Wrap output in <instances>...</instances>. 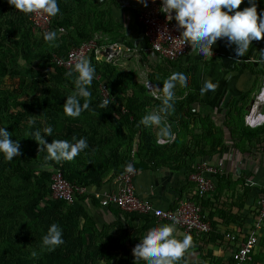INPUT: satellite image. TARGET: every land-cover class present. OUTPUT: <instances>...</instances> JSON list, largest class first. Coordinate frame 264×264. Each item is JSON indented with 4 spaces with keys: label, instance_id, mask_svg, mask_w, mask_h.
<instances>
[{
    "label": "trees",
    "instance_id": "1",
    "mask_svg": "<svg viewBox=\"0 0 264 264\" xmlns=\"http://www.w3.org/2000/svg\"><path fill=\"white\" fill-rule=\"evenodd\" d=\"M256 3L259 15L264 0ZM57 4L60 12L50 17L47 30L55 31L57 38L46 42L44 33L32 31L28 14L14 9L7 0H0V127L19 143L21 152L10 162L0 153V264H135L132 249L144 232L156 226V218L107 207L116 219L100 226L86 209L88 202L100 206L90 195H79L73 204L50 196L52 172L61 170L68 181L79 186L101 187L123 170L134 149L137 169L166 168L172 172L184 169L183 179H188L197 160H213L228 145L223 141L221 129L206 127L197 134L188 128L191 120L198 118L204 122L201 114L192 111L200 104L198 63L189 61L193 56L186 53L174 61L158 58L153 67L146 51L147 41L135 47L127 40L123 24L114 17V8H130L123 6L121 0H57ZM138 25L143 32V26ZM96 36H99L98 45L105 39L121 42L130 51L136 50L140 63L149 67L145 79L152 83L160 98L147 90L145 80L137 76L135 68L124 66L126 61L123 65L116 59L96 60L92 52L89 59L98 81L107 86L108 98L103 99L98 81L93 79L88 86L90 108L78 117L66 115L63 103L76 91V74L66 76L70 70L56 66L52 55L64 56L70 48ZM173 72L187 77V87L177 82L174 89V110L164 119L175 135L169 140L159 135V127H146L140 120L158 110L163 99V81ZM79 99L83 104L85 98ZM104 101H108L106 107ZM235 109L238 111V107ZM240 110L229 114L237 119L225 127L231 138L239 135L250 138L251 133L264 135V124L255 128L244 126V109ZM30 119L35 124L29 125ZM164 121L162 126L166 124ZM48 126L53 129L52 135L43 132ZM36 130L41 131L48 143L53 139L74 143L75 136L77 140L86 138L88 147L72 161L57 163L46 159V150L38 152V144L31 137ZM159 139L164 142H158ZM214 190L209 196L200 197L193 185L187 199L197 202L205 213ZM206 215L212 230L199 236L190 235L198 248L200 240L223 239L226 233H214L213 214ZM136 219H142L143 225H133ZM53 223L62 229L64 243L49 251L42 247V237ZM33 251L38 254L35 258L31 255ZM140 264L145 262L141 260ZM229 264H234L232 255Z\"/></svg>",
    "mask_w": 264,
    "mask_h": 264
},
{
    "label": "crops",
    "instance_id": "2",
    "mask_svg": "<svg viewBox=\"0 0 264 264\" xmlns=\"http://www.w3.org/2000/svg\"><path fill=\"white\" fill-rule=\"evenodd\" d=\"M125 1L126 7H130L129 10L114 8V17L123 24L127 40L133 45L140 43V46H137L141 47L144 45L143 34L131 15V9L138 4V0ZM247 6H249L248 0H243L240 10ZM226 44V39H218L213 46V55L209 59L198 58L194 53H189L193 57L187 60L197 62L199 67L197 90L200 104L195 110L204 117V122L202 123L198 118L197 121L191 120L188 128L194 129L197 134L206 127L223 130V141L228 147L213 158V161L222 165L223 172L214 180L215 190L209 197L211 204H207L204 210L206 214H213L214 233L223 235L225 232H230L235 239L230 241L223 236V239H214V241L200 240L199 248L192 241L189 251L187 250L189 264H229L233 251L253 229L257 216V201L264 195V135L255 136L251 133L250 138L244 135L243 138L241 135L231 138L225 128L228 123H235L237 120L229 114L241 112L240 108L244 109L242 110L244 114L251 103L252 95L264 84V60H261L259 53L260 49H264V39L254 40L242 57L235 56L234 44L231 46ZM123 55L125 54L120 56L124 58ZM148 57L154 67L158 58L152 53ZM206 79L217 84L218 87L215 91L209 90L201 94L200 90ZM154 127L158 128V126ZM184 173V169L172 172L166 168L151 170L140 167L134 179L135 191L141 196L148 197L159 207H173L176 203L187 199L191 194L190 188L194 185L187 178L183 179ZM113 185L115 184L112 179L101 186L111 188ZM86 209L100 226L116 219L107 208L95 203L88 202ZM157 221L156 226L170 224L162 220ZM143 223L142 219H136L133 225L140 227ZM175 228L174 235L182 239L184 233ZM244 264H264V221L257 230V242L251 259Z\"/></svg>",
    "mask_w": 264,
    "mask_h": 264
},
{
    "label": "clouds",
    "instance_id": "3",
    "mask_svg": "<svg viewBox=\"0 0 264 264\" xmlns=\"http://www.w3.org/2000/svg\"><path fill=\"white\" fill-rule=\"evenodd\" d=\"M138 2L147 7V0ZM242 2L243 0H162L160 10L168 21L173 19L176 21L177 29H182L183 43L191 45L192 53L198 51L204 56H212V49L217 40L226 39V46L234 44L235 56L242 57L254 40L264 39V10L258 15L256 0H248L249 6L240 10ZM7 3L25 14L44 13L48 17H55L60 12L57 0H7ZM56 38L55 31L43 34L46 42H52ZM259 53L261 60H264V49H260ZM75 60L71 70L65 73L69 77L73 76V73L76 74L74 79L76 91L68 95L63 103V110L70 117H78L81 112L90 108L91 93L88 86L95 76V68L87 56L81 55ZM177 82L187 87V77L183 73L173 72L163 81V99L158 110L149 112L140 120L146 127L158 126L159 135L169 140L175 138L174 134L170 125L162 126V121L174 110V89ZM217 87V84L206 79L200 91L204 94L209 90L215 91ZM79 98H85L83 104ZM157 98H160L159 95ZM107 105L108 101H104L103 106ZM28 124L33 125L35 121L30 119ZM43 132L52 135L53 129L48 126ZM31 137L38 144V152L46 150V159L57 163L72 161L88 147L84 137L77 140L73 136L74 143L54 139L48 143L40 130L33 132ZM0 153H3L5 160L9 162L21 154L19 143L10 139V133L4 127H0ZM132 170V166L129 165L128 171ZM175 231V222L149 229L132 249L135 264H140L141 260L145 264H181L182 261L183 264H188L185 255L192 245V237L184 235L179 239L174 235ZM63 243L62 229L56 223L51 224L42 237V247L54 251ZM31 255L35 258L38 254L33 251Z\"/></svg>",
    "mask_w": 264,
    "mask_h": 264
},
{
    "label": "built area",
    "instance_id": "4",
    "mask_svg": "<svg viewBox=\"0 0 264 264\" xmlns=\"http://www.w3.org/2000/svg\"><path fill=\"white\" fill-rule=\"evenodd\" d=\"M162 0H147V7L138 2L131 11L132 17L140 23L144 31L142 32L144 40L147 41L146 51L153 56L174 61L184 56L186 53H192L190 44L183 43L182 29H177L176 21H168L165 14L160 10ZM174 15V13H173ZM28 18L31 22L32 31L36 33H45L48 30L50 17L44 13H30ZM99 36L82 43L78 47L70 48L64 56L52 55L56 66L71 70L75 64L76 57L81 55L89 56L92 52L96 60L110 61L117 54H128L130 49L123 43L114 41L106 42L105 39L100 45L97 44ZM138 47L137 45H134ZM106 47L111 49L106 56L101 54ZM213 51V49H212ZM115 54V55H114ZM202 59H209L212 56H204L198 51L194 53ZM95 80L99 76L95 74ZM99 89L103 99L108 98V89L104 83L98 81ZM145 86L148 91L154 92L151 82L145 80ZM195 109H192L194 111ZM244 125L248 128H255L264 124V84L259 91L252 95V100L243 116ZM158 142H164L159 139ZM132 166V171H128V166ZM222 165L211 159L201 158L193 165V170L189 173L188 180L194 183L195 190L200 197L209 196L214 190V177L222 174ZM137 174L136 151L132 149L130 161L124 166L123 170L113 178L111 188L106 187H85L79 186L68 181L61 170H54L51 174L49 184L50 196L54 199H62L68 204L77 201L79 195H90L101 207H115L125 212H136L155 217L173 224L180 229L184 235H202L212 230V224L206 213L202 212L200 205L194 200L186 199L178 204L177 207L162 208L155 205L148 197L136 193L134 179ZM264 221V195L257 201V216L253 229L248 233L245 239L237 246L232 253L234 264H244L251 259L252 251L257 242V230ZM225 238L234 241L235 236L230 232L225 233Z\"/></svg>",
    "mask_w": 264,
    "mask_h": 264
},
{
    "label": "rangeland",
    "instance_id": "5",
    "mask_svg": "<svg viewBox=\"0 0 264 264\" xmlns=\"http://www.w3.org/2000/svg\"><path fill=\"white\" fill-rule=\"evenodd\" d=\"M121 4L126 6L125 5L126 1L125 0H121ZM137 45L140 46V43H137ZM120 55L121 54L115 55L113 59H116V60L120 61L122 64H123V61H127V63L125 65L124 64L123 65L124 66H128L129 65V66L135 68V70L137 72V76L141 80H143L146 77L147 72L149 71V67L147 65H142L140 63V55H139V53L136 50H132L128 54L123 55L124 58H122Z\"/></svg>",
    "mask_w": 264,
    "mask_h": 264
},
{
    "label": "water",
    "instance_id": "6",
    "mask_svg": "<svg viewBox=\"0 0 264 264\" xmlns=\"http://www.w3.org/2000/svg\"><path fill=\"white\" fill-rule=\"evenodd\" d=\"M110 51H111V49H110L109 47H106L105 50H102V51H101V54H102L103 56H106L107 53L110 52ZM114 55H115V54H114Z\"/></svg>",
    "mask_w": 264,
    "mask_h": 264
}]
</instances>
